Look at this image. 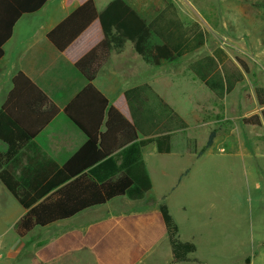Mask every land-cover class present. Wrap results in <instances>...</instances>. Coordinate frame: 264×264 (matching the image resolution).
I'll list each match as a JSON object with an SVG mask.
<instances>
[{"label": "trees", "instance_id": "16d2710c", "mask_svg": "<svg viewBox=\"0 0 264 264\" xmlns=\"http://www.w3.org/2000/svg\"><path fill=\"white\" fill-rule=\"evenodd\" d=\"M48 1L0 0V59L4 56V45L13 36L17 22L24 15L39 11ZM73 2L78 3V8L49 31L47 36L89 82L64 110L68 118L87 135L88 141L65 164L61 181L76 177L74 186L78 187L79 182L87 179L84 173L87 171L97 183L90 181L83 184L84 191L91 198L62 212L64 204L57 200L38 203L55 185L27 190L9 169L10 162L60 112L56 104L26 74H16L13 88L0 109V140L8 146L6 152L0 150V180L13 197L25 209H29L16 226L21 237L36 226L44 227L64 220L87 207L106 203L118 196L127 195L132 199L144 197L153 185L142 149L155 144L160 154L172 151V136L169 134L139 141V118L144 109L141 98L146 93L148 101V93L152 92L150 86L129 90L110 103L94 85V81L107 61L110 50L122 48L126 40L134 42L137 53L153 65L183 56L191 50L190 47H182L186 44L187 29L185 32L180 31L181 23L177 17L173 19L171 27H162L160 31L155 25L148 24L126 0H113L102 12H98L94 0H66L67 5ZM168 7L176 17L175 6L170 4ZM168 30L170 41L165 36ZM154 33L168 41L153 45ZM203 37L202 32L198 33L196 47L203 45ZM171 44L183 49L177 51ZM191 68L219 97L230 93L242 80V75L232 64L220 69L217 59L213 57L198 60ZM257 93L260 104L264 105V90L258 88ZM176 116L174 114L173 118ZM179 121L180 127L184 128L186 123L180 117ZM246 122L262 123L258 116L246 119ZM213 139L214 133L206 148L212 146ZM65 191H61L64 196L67 195ZM165 236L172 249L171 264L191 261L189 255L195 253L197 247L194 243L179 239L178 224L166 203L160 205L158 213L120 217L95 224L85 233H67L38 250L36 255L47 263L68 252L88 248L98 264H136ZM251 263V257L244 259V264Z\"/></svg>", "mask_w": 264, "mask_h": 264}, {"label": "crops", "instance_id": "0c3cea01", "mask_svg": "<svg viewBox=\"0 0 264 264\" xmlns=\"http://www.w3.org/2000/svg\"><path fill=\"white\" fill-rule=\"evenodd\" d=\"M94 1L98 12H102L113 0ZM126 1L148 24L155 25L156 29L160 31H162V27H171L173 19L177 18V14L175 17L173 10L168 7L172 4L171 0H167L168 2L165 0ZM222 2L224 13L220 15V25L224 28H233L231 34L235 35L236 40L239 41L244 37L242 36V27L246 24L245 20H249L253 26L264 25V0H222ZM77 8V2L67 5L66 0H49L39 11L24 15L17 22L13 36L4 45V56L0 59V109L13 88V78L19 72L26 74L60 109L59 114L22 149L19 156L10 162L8 167L27 190L34 188L39 190L49 184L55 185L38 203L46 202L47 200L56 202L57 200L64 204L62 212L73 209L77 204L91 198L84 191L85 185L83 184H87L90 181L97 183V180L87 171L84 172L87 179L79 182L78 187L74 186L76 177L61 181L65 164L88 141L87 135L68 118L64 110L87 87L89 82L82 72L49 40L47 34ZM175 10L177 12L176 6ZM165 12L167 13L162 17ZM25 19V24L22 25ZM186 25V44L182 47L187 46L191 50L183 56L173 61L162 60L159 65H153L146 62L137 53L134 42L126 40L122 48H112L110 50L107 61L99 70L94 81V85L106 96L110 103H113L129 90L146 85L152 89V92L148 93V101L146 100V93H143L141 98L144 109L141 114L142 117L139 118L141 127L139 141L165 134L172 136V151L168 154H160L155 144H150L142 149L146 169L153 185L152 190L140 199H132L124 195L112 198L103 204L87 207L64 220L56 221L44 227L36 226L33 230L27 232L24 237L18 235L16 226L28 213L29 209H25L13 197L14 201L10 203V210L6 213L0 211V221L3 219L6 222L4 226L10 224V228L15 232V236L10 240L6 239L8 230L4 229L0 233V253L3 254V251H6V255L3 254L1 256L0 254V260L6 258V261H2L3 263L0 261V264H15L16 260L20 261L25 258L29 259L27 264H98L94 254L88 248L68 252L47 263L42 262L36 253L67 233L75 231L85 233L91 226L104 221L159 212V207L162 203H165L164 199L166 196H155V164L151 159L160 156L165 159L172 156L182 158L174 148V138L180 130L191 127L189 112L186 115L184 113L185 117H183L174 106V100L178 95V82L181 81L180 75L183 74L184 78L188 75V82L190 83L186 92H184L186 95V106L190 107L193 113L201 112L203 116L217 114L218 120L221 121L227 118V103L225 101L227 96L238 88L244 79L245 71L247 72L249 69L248 64L242 57L232 56L222 45H216L212 48L209 45V41H212V36L206 34L204 26L200 25L199 22L192 19ZM200 32L204 34L203 45L196 47V38H198V33ZM257 33L258 31L251 33V38L252 42L256 44V52H259L260 43L258 44V42H262V39L256 35ZM165 36L170 41V30L167 31ZM166 39L154 33L152 44L162 45L165 41H168ZM171 46L177 51L183 49L179 45L171 44ZM238 51L240 50L238 49ZM257 55L264 56V50H261ZM184 57H186V66H180ZM206 57L217 59L220 69H223L227 64H232L234 69L242 75V80L235 85L230 93L225 94L223 97H219L211 90L191 68V65L196 61ZM257 67H259V64H257ZM258 88L264 90L263 87L256 86L257 97ZM138 101L140 102L141 100L139 99ZM261 107L263 108L262 114H264V105H261ZM174 114L178 116L173 118ZM256 116L260 117L255 115L245 118L244 123L258 126V124L246 122V119H252ZM156 117H158L157 120ZM179 117L186 123L184 128L180 127ZM260 119L263 123L264 120L261 117ZM213 120L215 121V118H212ZM206 146L201 150L197 158L201 157L207 149L212 147L206 148ZM0 150L3 152L8 150L7 144L2 140H0ZM191 167L182 172L179 182L190 174ZM66 174L69 173L66 172ZM63 190H67L65 191L67 195H63L61 192ZM1 194L7 195L11 193L0 180ZM179 239L183 242L194 243L181 238L180 227ZM161 249L169 250L164 264H171L172 249L166 236L161 238L136 264H145ZM192 254L189 255L191 260L189 263L195 262V259H191ZM183 263L188 262L178 264Z\"/></svg>", "mask_w": 264, "mask_h": 264}, {"label": "rangeland", "instance_id": "374dc122", "mask_svg": "<svg viewBox=\"0 0 264 264\" xmlns=\"http://www.w3.org/2000/svg\"><path fill=\"white\" fill-rule=\"evenodd\" d=\"M171 1L177 8L181 32L194 19L212 36V48L222 45L232 56L242 57L249 69L238 88L227 96V118L221 121L217 114L203 116L186 106L184 92L190 83L188 75H180L174 106L183 117L189 112L191 127L180 130L174 138V148L182 158L151 159L155 164V196H166L164 202L180 227L181 238L197 245L191 256L195 262L183 264H244L246 257H251L253 264H264V121L258 126L244 123L245 118L255 115L264 120L255 92L256 86L264 88V56L257 55L264 50V25L253 26L245 20L244 37L238 41L231 34L233 28L220 25L222 0ZM256 31L262 39L259 52L251 38ZM185 61L186 57L180 66H186ZM212 132V147L197 158ZM190 167V174L179 182L182 172ZM11 201V194H1L0 211L10 210ZM5 224L2 219L0 233L8 230L6 239L10 240L15 232ZM168 253V249H161L145 264H164ZM27 260H16L15 264H27Z\"/></svg>", "mask_w": 264, "mask_h": 264}]
</instances>
